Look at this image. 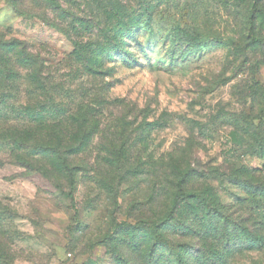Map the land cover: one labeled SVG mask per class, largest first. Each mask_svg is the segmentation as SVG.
I'll use <instances>...</instances> for the list:
<instances>
[{"label": "rangeland", "instance_id": "obj_1", "mask_svg": "<svg viewBox=\"0 0 264 264\" xmlns=\"http://www.w3.org/2000/svg\"><path fill=\"white\" fill-rule=\"evenodd\" d=\"M0 264H264V0H0Z\"/></svg>", "mask_w": 264, "mask_h": 264}, {"label": "trees", "instance_id": "obj_2", "mask_svg": "<svg viewBox=\"0 0 264 264\" xmlns=\"http://www.w3.org/2000/svg\"><path fill=\"white\" fill-rule=\"evenodd\" d=\"M117 2V1H116ZM148 4H143L140 6L138 10H130V12L127 10L126 7H116L115 14L107 13L105 16L106 19V25L103 28V40L100 43V48L104 52H108L110 49L114 48L116 50H119L118 48H121L124 39L131 37L134 33L139 31V24L141 22V19L144 15L149 14ZM90 60L89 57H86V60ZM93 70L92 68H90ZM39 74L34 73L33 77L34 83L38 87H42L41 81L38 79ZM44 106L37 105L29 106V105H15V103L8 106V111L6 110V113L12 114L13 117L19 118L21 115H27L29 118L32 119H41V115L43 114L40 110ZM40 108V109H38ZM73 180L70 182V194L73 190ZM251 187V186H250ZM186 202L191 205V207H194L195 205L202 206L206 210V215L210 216V205L209 201L207 200L205 196V192H185L183 190H180L173 201V206L170 210V212L167 214V216L164 218V222H160L159 224H152L151 229L149 230L152 241L150 243V250L153 252L157 251L159 249L161 243H165L166 247L170 249V255L174 257H178L179 253L174 252L176 251L175 247L171 242L163 236V230L161 229L162 226L165 224V222L172 220L173 217H175V213L177 212V207L181 205V203ZM198 209V207H197ZM116 226L120 229H127L130 227H139V222H136L135 224H130L128 222H121L116 224ZM173 249V250H172Z\"/></svg>", "mask_w": 264, "mask_h": 264}]
</instances>
